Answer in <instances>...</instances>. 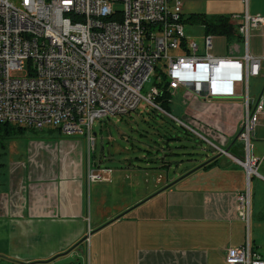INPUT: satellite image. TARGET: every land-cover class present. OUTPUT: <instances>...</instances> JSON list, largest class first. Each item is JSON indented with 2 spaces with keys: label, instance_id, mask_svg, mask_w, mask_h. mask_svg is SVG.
<instances>
[{
  "label": "crops",
  "instance_id": "crops-1",
  "mask_svg": "<svg viewBox=\"0 0 264 264\" xmlns=\"http://www.w3.org/2000/svg\"><path fill=\"white\" fill-rule=\"evenodd\" d=\"M181 1L183 17H223L234 28L245 12L264 18V0ZM212 44L217 57L244 53L239 37L232 42L214 37ZM248 52L264 58V23L251 33ZM234 95L207 100L187 95L188 130L207 144L209 153L171 179L153 176L150 185L143 180L147 172L100 167L99 161L94 170H111L108 180L88 186L80 136L30 143L25 158L7 155L6 164H0L7 165L0 175V255L32 263L82 246V264H225L226 251L241 246L251 233L237 210L245 192L244 170L218 149L242 157L237 138L246 104L254 108L263 97L250 140L264 180V61L258 76L249 77L246 88L236 85ZM253 214L250 201L249 226Z\"/></svg>",
  "mask_w": 264,
  "mask_h": 264
},
{
  "label": "built area",
  "instance_id": "built-area-1",
  "mask_svg": "<svg viewBox=\"0 0 264 264\" xmlns=\"http://www.w3.org/2000/svg\"><path fill=\"white\" fill-rule=\"evenodd\" d=\"M181 8V0H0V124L82 137L87 185L108 180L111 170L89 163L93 125L129 115L141 101L162 111L154 104V84L141 94L151 77L159 83L164 75L171 95L181 91L207 100L233 97L236 85L246 88L249 77L259 74L264 58L251 56L248 46L264 18L241 15L235 31L243 55L217 57L211 54L213 36L203 37V47L185 38ZM262 108L263 97L254 108L246 104L237 138L242 157L218 149L243 168L246 182L258 176L261 161L250 138ZM237 210L248 227V193L239 195ZM224 263L264 259L247 238L226 251Z\"/></svg>",
  "mask_w": 264,
  "mask_h": 264
},
{
  "label": "rangeland",
  "instance_id": "rangeland-1",
  "mask_svg": "<svg viewBox=\"0 0 264 264\" xmlns=\"http://www.w3.org/2000/svg\"><path fill=\"white\" fill-rule=\"evenodd\" d=\"M113 7L117 8L119 5L115 4ZM184 36L190 41L195 40L197 45L201 46L202 37L205 35L201 26L184 24ZM169 54L174 55L175 52L169 51ZM14 76L23 75L14 73ZM153 81L151 77L144 85L141 91L143 96L148 94ZM251 82L252 79L250 84ZM187 103V95L176 91L171 95L167 112L156 110L141 101L129 115L113 116L101 122H95L93 125V132L96 133L95 141L89 153V163L92 168L100 166L147 172L148 174L143 177L147 185H150L153 181L152 177L158 174L163 177L168 174L171 179L175 174L184 173L191 161L202 160L204 154L209 153L207 144L188 130L191 128L188 123ZM61 139L69 138L62 136ZM61 139H43L38 134L25 130L21 135L5 141L0 140V164H6V157L11 153L25 158L26 149L30 143L58 142ZM99 161L102 163L98 166ZM261 164L262 162L257 167L258 176H252L249 182H246L243 194L248 193L249 200L254 204L253 218H251L250 226L248 225L251 235L247 238L251 239L257 249L264 252V180L261 179ZM6 169L7 165H0V175H4ZM149 172H152L150 176ZM256 185L257 190L253 188ZM256 223L260 224L256 225ZM78 248L80 250L78 259L83 262L85 247L78 246ZM75 261L76 257L70 260L72 263H76ZM0 264L18 263L8 256L0 255Z\"/></svg>",
  "mask_w": 264,
  "mask_h": 264
},
{
  "label": "trees",
  "instance_id": "trees-1",
  "mask_svg": "<svg viewBox=\"0 0 264 264\" xmlns=\"http://www.w3.org/2000/svg\"><path fill=\"white\" fill-rule=\"evenodd\" d=\"M182 23L189 25H199L203 28L204 35H211L213 37H223L227 41L238 40L237 33L233 25L229 23V20L223 17H207L204 14L193 13L189 14L186 17L182 16ZM153 84L159 89V94L154 100V104L157 105L161 110L168 111L169 105L171 103V94L167 89V81L165 76L162 75L161 81L156 83L153 81ZM25 130L32 131L39 135L43 139H58L62 135L59 131L56 130H32L25 129L18 126H12L8 124H0V140H8L14 136L21 135Z\"/></svg>",
  "mask_w": 264,
  "mask_h": 264
},
{
  "label": "water",
  "instance_id": "water-1",
  "mask_svg": "<svg viewBox=\"0 0 264 264\" xmlns=\"http://www.w3.org/2000/svg\"><path fill=\"white\" fill-rule=\"evenodd\" d=\"M80 250L78 247H74L50 260L47 261H39V262H32V263H23V262H16L18 264H82V260L79 261ZM76 257V263L70 262L71 259ZM69 262V263H68Z\"/></svg>",
  "mask_w": 264,
  "mask_h": 264
}]
</instances>
